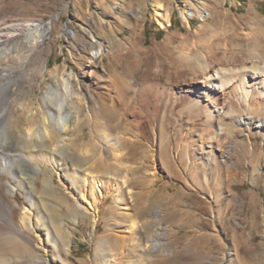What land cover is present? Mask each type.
<instances>
[{"label":"rangeland","instance_id":"1","mask_svg":"<svg viewBox=\"0 0 264 264\" xmlns=\"http://www.w3.org/2000/svg\"><path fill=\"white\" fill-rule=\"evenodd\" d=\"M29 20L53 28L0 72L5 153L34 161L14 165L24 187L0 172L14 223L31 197L38 206L34 260L20 264H264V131L221 135L220 114L181 116L176 103L206 68L264 61V0H0V28ZM92 40L107 51L95 63ZM70 74V129L39 139L49 110L60 116L44 96L65 93ZM91 179L107 195L85 213Z\"/></svg>","mask_w":264,"mask_h":264},{"label":"bare ground","instance_id":"2","mask_svg":"<svg viewBox=\"0 0 264 264\" xmlns=\"http://www.w3.org/2000/svg\"><path fill=\"white\" fill-rule=\"evenodd\" d=\"M163 8L162 5L157 7L155 18L162 28H167L171 24V14ZM52 28L51 23L37 20H29L24 24L15 22L0 28V72L3 70V63H11L13 60L19 59L24 48H34L43 45L47 33ZM70 33L74 37L76 36L72 29H70ZM89 46L93 49L91 63H95L98 59L102 60L103 54L107 52L103 48V45L98 41L92 40ZM73 77L70 74L69 81H63L65 93L56 94L55 92H48L44 96L45 101L51 102L60 113V116L59 119L54 118L52 109L49 110L48 116L44 117L45 130L39 135V139L42 136L49 138L51 136V128L59 127L61 132H66L70 129L68 118L63 116V111L69 104V101H74L77 97H80V95H75L74 93L73 83L70 81ZM239 79L240 83L236 84L235 82H238ZM186 84L184 91L176 100V103L182 102L184 105L181 116L190 109H195L200 114L207 113L211 121L213 114L218 113L220 114L219 119L221 118V126L219 127V134L221 135L226 130L225 126H237L244 128L248 132L249 128L254 127L264 131V114L262 113L264 112V61L245 62L238 67L231 65L226 67L211 66L206 68V71L200 76L189 79ZM90 99L93 102L95 97L92 95ZM219 103L222 105L221 108H218ZM49 117L52 119L51 124H49ZM227 120L229 121L226 123ZM209 134L212 136L216 133L209 131ZM103 136L105 137V135ZM109 140L106 139V141ZM9 141L8 135L0 131V172L2 174L3 172H8L21 185L22 181H19L21 177L19 178L18 169L14 168V165L20 159L26 160V163H33V157L27 154H13L10 151L9 153H5V150L10 147ZM209 158H214L213 154H210ZM156 171V168L151 170L155 175ZM85 181L88 180L85 179ZM24 182L22 187L26 185ZM6 186L7 190L13 194L19 185ZM89 187L91 192L89 206L78 207L81 212L85 213L95 211L94 205L107 195L106 187L99 181L91 179ZM27 193L29 199L31 197L30 192L27 191ZM31 198L28 200L27 207L24 208V212L22 213L21 224H17L11 220L9 214L12 210L5 204L0 190V264H20L23 260L34 258L29 247V238L25 235L27 231L31 232L34 229L32 221L33 210L38 208ZM39 222L46 224L43 216ZM39 222L36 221V224H39ZM135 224L133 223L132 226L134 227ZM44 236L47 239L53 240V236L48 229L44 233ZM33 260L32 262L29 260V262L33 263Z\"/></svg>","mask_w":264,"mask_h":264}]
</instances>
